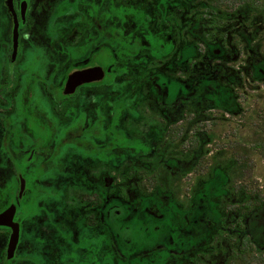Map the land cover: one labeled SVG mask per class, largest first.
Listing matches in <instances>:
<instances>
[{
  "label": "flooded vegetation",
  "instance_id": "flooded-vegetation-1",
  "mask_svg": "<svg viewBox=\"0 0 264 264\" xmlns=\"http://www.w3.org/2000/svg\"><path fill=\"white\" fill-rule=\"evenodd\" d=\"M222 11L0 0V264H235L262 247L246 172L264 150V14Z\"/></svg>",
  "mask_w": 264,
  "mask_h": 264
},
{
  "label": "trees",
  "instance_id": "trees-1",
  "mask_svg": "<svg viewBox=\"0 0 264 264\" xmlns=\"http://www.w3.org/2000/svg\"><path fill=\"white\" fill-rule=\"evenodd\" d=\"M197 5V14L198 19L200 20H207V21H214V23H218L223 19L224 12L222 11V5L224 4V0H194ZM246 5L251 6L253 10L257 7L261 8V12L264 14V2L259 3L258 0H246ZM246 247L245 256L250 255L253 253ZM253 248V247H251ZM262 255L261 260H259L261 264H264V238L262 242V247H258L255 249ZM246 259H244L243 263L236 262L235 264H246Z\"/></svg>",
  "mask_w": 264,
  "mask_h": 264
},
{
  "label": "rangeland",
  "instance_id": "rangeland-1",
  "mask_svg": "<svg viewBox=\"0 0 264 264\" xmlns=\"http://www.w3.org/2000/svg\"><path fill=\"white\" fill-rule=\"evenodd\" d=\"M260 154V155H259ZM258 155H252V162L251 165H249V169L247 170V175L252 176V178L247 180L248 183L251 185V189L254 190V187L261 192V201L264 203V150L260 151ZM255 177V178H254ZM257 181V182H255ZM261 223L264 226V206L263 210L261 212ZM253 251L248 256H245L244 259H246V264H261L259 263L261 260L260 257L262 255L259 254L254 248H248V250ZM222 255V253L220 254Z\"/></svg>",
  "mask_w": 264,
  "mask_h": 264
},
{
  "label": "water",
  "instance_id": "water-1",
  "mask_svg": "<svg viewBox=\"0 0 264 264\" xmlns=\"http://www.w3.org/2000/svg\"><path fill=\"white\" fill-rule=\"evenodd\" d=\"M82 75H83L82 72H77L76 74H74L73 76H71V78H72L74 81H76V80L80 79Z\"/></svg>",
  "mask_w": 264,
  "mask_h": 264
}]
</instances>
